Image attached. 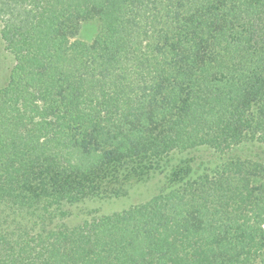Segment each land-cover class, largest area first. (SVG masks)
Returning a JSON list of instances; mask_svg holds the SVG:
<instances>
[{
    "label": "trees",
    "instance_id": "obj_1",
    "mask_svg": "<svg viewBox=\"0 0 264 264\" xmlns=\"http://www.w3.org/2000/svg\"><path fill=\"white\" fill-rule=\"evenodd\" d=\"M0 23L16 60L0 89V264H264V197L238 206L232 188L264 176L246 161L68 223L174 152L264 144V0H0Z\"/></svg>",
    "mask_w": 264,
    "mask_h": 264
},
{
    "label": "rangeland",
    "instance_id": "obj_2",
    "mask_svg": "<svg viewBox=\"0 0 264 264\" xmlns=\"http://www.w3.org/2000/svg\"><path fill=\"white\" fill-rule=\"evenodd\" d=\"M133 3L135 4L134 1H128L125 5ZM136 4V7L140 8L141 4L139 2ZM1 30L2 24L0 23V89H4L10 83L16 60L3 41ZM99 31L100 20L93 18L83 24L79 38L92 43ZM238 160L264 167V144L247 142L236 145L224 152L208 145L199 146L184 152H174L157 165L150 177L140 181L129 182L126 185L127 192L124 195L105 199H88L73 206L71 208L72 216L68 222L69 226L79 227L85 221L93 218L113 216L147 204L161 195L165 189L170 191L173 181L174 185L172 184V186L174 188L175 186L187 185L208 174H215L227 162L236 163ZM259 173L260 171L256 175L251 176L249 181L245 180L242 182L239 180L236 182L239 185L232 186L233 190H235L236 204L238 206H240L242 198L248 202L247 204H252L254 200L264 197V176ZM247 204L245 206L242 204L243 208L237 212V216L239 218L244 216V218L252 219V222H255L257 216L251 206L246 208ZM263 211L264 205L261 207V212ZM200 230L201 223L195 214H189L184 218L182 225L183 237L192 238V245L196 250L199 249L198 247L202 248L204 242L200 237ZM199 255H201L200 252Z\"/></svg>",
    "mask_w": 264,
    "mask_h": 264
}]
</instances>
